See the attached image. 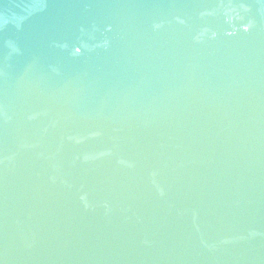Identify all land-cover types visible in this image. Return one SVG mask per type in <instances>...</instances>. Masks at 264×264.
<instances>
[{"label": "water", "instance_id": "obj_1", "mask_svg": "<svg viewBox=\"0 0 264 264\" xmlns=\"http://www.w3.org/2000/svg\"><path fill=\"white\" fill-rule=\"evenodd\" d=\"M0 264H264V0H0Z\"/></svg>", "mask_w": 264, "mask_h": 264}]
</instances>
